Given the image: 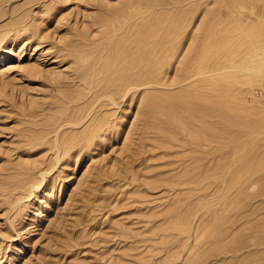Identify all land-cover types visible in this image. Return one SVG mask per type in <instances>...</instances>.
I'll return each instance as SVG.
<instances>
[{"label":"rangeland","instance_id":"rangeland-1","mask_svg":"<svg viewBox=\"0 0 264 264\" xmlns=\"http://www.w3.org/2000/svg\"><path fill=\"white\" fill-rule=\"evenodd\" d=\"M172 1L178 6L171 4L168 8L170 4L161 3L162 7L156 4L153 7L140 5L139 8V0H0V264H214L218 251L223 253L216 259L217 264H226L225 260L229 261L231 256L236 259L230 261H238L236 264H240V259L242 264H264V251L254 253L257 252L258 225L262 223L264 228V0ZM232 1L237 2L235 6ZM130 7L136 10L127 14L125 9ZM118 10L128 17L133 16L124 27L125 31L131 29V32L124 34V28L122 32H109L107 24L121 14ZM153 12L158 18L155 19ZM107 14L115 18L110 19ZM137 19L143 20V25ZM138 26L148 32L149 42H152L147 44L151 54L149 61L153 60L149 62V70L152 74L158 72L155 76L159 78L149 72L152 77L148 78H154L157 84L152 82L150 87L133 89L124 97L129 78L125 68L131 61L136 63L134 59H142L139 46L147 43L141 40V34H137L138 30L144 37ZM112 34L115 37H111ZM154 36L160 40L161 36L164 39L168 36L167 42H160ZM110 38L116 42L115 46ZM154 38L158 40L156 43ZM122 39L125 41L121 43L130 51L124 50L120 44ZM116 44L123 47L118 50ZM158 52L162 55L160 61ZM123 54H130L131 59ZM154 60L159 61V65ZM217 61L222 68L231 67L207 76L205 73L213 65L220 64ZM151 64L154 68L158 66V71L152 72ZM120 67L125 69L121 73L124 72L127 79L120 73ZM114 72L116 75H112ZM105 74L115 78L105 77ZM180 78H191L192 84L185 79L183 83ZM195 82L200 89L197 90ZM91 84H95L93 89L88 87ZM71 89L80 93L74 92V95ZM149 94L152 96H147ZM90 96L95 97L91 99ZM204 100L211 103V107L214 105L212 108L216 111L204 104ZM151 102L157 105L153 107ZM170 107L180 112H170L173 111ZM189 107L194 109L187 111ZM206 107L210 113H215L207 118L211 121L214 115L212 126L215 127L212 128L216 130L209 129V134L218 136L212 137L215 141L208 148L203 147L204 140L208 139V131L204 129L207 125L200 118L197 121L202 123L196 124L193 121L196 116L192 113V110L195 112L199 108L200 112ZM72 109L74 115L70 114ZM204 109L201 110L204 112ZM181 110L187 111L182 119L181 115H185ZM148 112L152 113L149 119L155 121L147 119ZM166 112L172 113L170 118L166 119ZM94 113L103 116L100 118ZM205 115L209 114L206 112ZM74 118L83 123L60 129L61 122L65 119L75 121ZM170 120L178 127L184 126L179 129L182 131L180 137L174 133L179 132L175 130L178 127L174 128ZM188 120L195 125L190 126ZM225 123L235 133L227 134ZM92 124H95L94 128ZM163 124H172L171 129ZM192 126H200L197 129L201 131V137L205 136L201 138L200 131L196 127L193 130ZM147 127L151 131H146ZM161 128L166 134L161 131L164 135L158 136ZM192 132H196L197 138ZM219 133L223 138L229 136L232 141L221 140ZM174 135L180 142L184 137L188 138L186 146ZM172 143H180V146ZM187 146L190 151L194 150L195 156L185 150L189 149ZM236 149L237 154H234ZM201 157H206L203 160L208 165L214 163L213 173L206 171L204 165L207 164L202 163ZM183 161L188 166L189 163L194 165L191 170L195 175L203 172L201 168L205 167L207 176L203 181L207 189L198 187L196 193L194 190L192 193L180 192L179 189L189 187L184 185L188 180L187 172L189 177L194 174L189 172L190 167L187 170ZM179 165L180 169L182 165L185 167L179 169L181 173H186L174 171ZM175 176L181 180L178 181L181 185ZM32 185L35 186L33 189ZM196 195L203 199L200 201ZM193 196L198 198L197 204L195 198L191 199ZM204 196H208L206 200ZM188 200H192V205ZM205 202L206 206H203ZM186 210L194 218L187 215ZM195 211H199V215ZM248 214L249 217H244ZM246 219L249 223L238 229ZM221 230L230 233L235 230L228 238L229 242L225 240L229 245L224 243L223 250L227 252L218 249L223 245L220 241L219 244L214 241L215 234ZM262 232L258 233L264 237ZM239 241H243L244 247ZM251 241L254 243L250 246ZM217 245L215 252L213 247ZM230 247L235 251L232 252ZM211 249V255L215 252L216 257L210 255ZM228 251L230 259L227 260L225 253ZM203 256L207 262L204 259L201 262ZM243 258L248 260L243 261ZM220 259H225L224 263Z\"/></svg>","mask_w":264,"mask_h":264},{"label":"bare ground","instance_id":"bare-ground-1","mask_svg":"<svg viewBox=\"0 0 264 264\" xmlns=\"http://www.w3.org/2000/svg\"><path fill=\"white\" fill-rule=\"evenodd\" d=\"M139 1H140V3H138V5H137V6H139V8H140V5H143V6H151V7H153V6H155L156 4H160V6H161L162 4H164V3L162 2V1H164V0H162L160 3H157V2H156V1H158V0H139ZM165 1H166V0H165ZM197 1H198V0H197ZM217 1H218V0H217ZM230 1H231V0H230ZM230 1H229V3H230ZM234 1H236V0H234ZM185 2H186V0H185ZM130 3H131V2H130ZM161 3H162V4H161ZM165 3H167V2H165ZM178 3H179V1H178ZM186 3H187V2H186ZM219 3H221V2H219ZM225 3H226V2H225ZM232 3L234 4L233 1H232ZM236 3H237V2H236ZM236 3H235V4H236ZM167 4H170V7H168V8H171V7H172L171 4H173V1L171 0V1L168 2ZM167 4H164V5H167ZM235 4H234V6H235ZM164 5H163V6H164ZM173 5H174V6H178V4H173ZM179 5H181V4L179 3ZM182 5L184 6V4H182ZM182 5H181V6H182ZM214 5H215V3H214ZM216 6H217V5H216ZM220 6H221V5H220ZM151 7H150V10H153V9H151ZM161 7H162V6H161ZM228 7H229V6H227V8H228ZM230 7H231V5H230ZM156 8H157V7H156ZM164 8H165V7H164ZM218 8H219V6H218ZM218 8H217V9H218ZM222 8H223V7H222ZM117 9H118V8H117ZM119 9H120V8H119ZM145 9H146V8H145ZM158 9H160V7H159ZM158 9H157V11H159ZM122 10H123V9H122ZM122 10H118V11H120L119 13H121V14L118 15L117 18H116L115 20H113L112 22H111V20H110V21L108 22V24L106 23V24L108 25V27H109V28H108V29L110 30V31L108 30L109 32L112 33V32H114V30H116V31H118V30L120 31L121 29L123 30V28L125 27V25H127V23H128L129 21H131V20H129V18L131 19V17H133V16L128 17V16H126V15H123L122 12H121ZM125 10H126L125 12H127V14H128V11H131V12L134 13L133 10H136V9H135V8L133 9V7H132V8L130 7V8H126ZM138 10H139V9H138ZM155 10H156V9H155ZM207 10H208V9H207ZM227 10H228V9H227ZM123 11H124V10H123ZM157 11H156V12H157ZM208 11H209V10H208ZM113 12H115V10H114ZM140 12H141V11H140ZM116 13H117V12H116ZM129 13H130V12H129ZM154 13H155V12H153V16L155 15V19L158 18V16H157L156 14H154ZM157 13H158V12H157ZM139 14H140V13H139ZM211 14H212V13H211ZM107 15H108V14H107ZM107 15H106V17H108L110 14H109L108 16H107ZM142 15H143V13H142ZM142 15H141V16H142ZM120 16H121V18H120ZM137 16H138V15H137ZM137 16H136V17H137ZM156 16H157V17H156ZM159 16H160V15H159ZM111 17H112V19L115 18V17L113 18V16H109L110 19H111ZM118 17H119V18H118ZM139 17H140V16H139ZM104 18H105V17H104ZM149 18H150V15H149ZM132 19H133V18H132ZM133 20L135 21V19H133ZM157 20L159 21L160 18L157 19ZM157 20H156V21H157ZM173 20H174V19H173ZM173 20H172L171 22H173ZM137 21H139V20L137 19ZM137 21H136V22H137ZM142 21H143V20H142ZM142 21H141V22L139 21V22H140V24L142 23V25H143V22H142ZM163 21H164V20H163ZM100 22H101V21H100ZM100 22H99V23H100ZM102 22H103V21H102ZM104 22H105V21H104ZM132 22H133V21H132ZM154 23H155V22H153V24H154ZM159 23H160V22H159ZM106 24H103V25H106ZM131 24H132V23H131ZM131 24H129L128 26H130ZM134 24H136V23H134ZM175 24H176V20H175ZM137 25H139V24H137ZM142 25H141V26H142ZM146 25H148V24L146 23ZM154 25H158V23H156V24H154ZM177 25H178V24H177ZM171 26H172V25H171ZM130 27L133 28L134 25H132V26H130ZM130 27H128V28H130ZM138 27H139V26H138ZM156 27H157V26H156ZM161 27H162V26H161ZM166 27H167V26H166ZM139 28H140V27H139ZM142 28H143V27H142ZM142 28H140L139 31H140ZM145 28H146V27H145ZM170 28H171V27H170ZM137 29H138V28H137ZM153 29H154V28H153ZM122 30H121V32H122ZM125 30H126V29L124 28V32H123L124 34H126V33H128V32H131V29H130V31H128V30L125 31ZM133 30H134V29H133ZM155 30H156V29H155ZM103 31H104V30H103ZM116 31H115V32H116ZM143 31H144V30L142 29V32H143ZM159 31H160V33L156 31L157 34H156V33H155V34L158 35V33H159L160 35H162L163 32L161 33V30H159ZM109 32H108V34H110ZM133 32H135V34H136V31H133ZM140 32H141V31H140ZM105 33H107V31H106ZM143 33H144V37H143V34H142V33H138V30H137V34H138V35H139V34L142 35V38L140 37L141 40L143 41V39H144L145 41H147V43L144 42L145 45H144L143 47H142L143 43L141 44V46H139L140 49H141V50L139 51V53H141L140 57H141L142 59H141V60H140V58H139V59H134V60H137L136 63H134V61H131V60H130L131 62L128 61V63L130 62L129 64L126 62V65L128 64V66L125 68L126 70H125L124 68L121 69L123 66L120 67V73H121V70H125V73H126L127 76L129 77V78L127 79L125 73L122 71L124 74H123V73H121V74L125 75L124 77H126V79L128 80V81H127L128 84H127V82H125V84H127V86H126V92L124 91L125 94L123 93V94H124V95H123L124 97H126V95H127L128 93H130V91H132L133 89L140 88V87H142V86L150 87L149 85H150L152 82H153L154 84H155V83L157 84V82H155L153 79L156 78L155 73L158 75V72H156V71L154 72L153 70H157V67H158V66H157V67L155 66L156 68H154V66H152V64H151V66H152V68H153V69L151 68V71L154 72V73H153V74H154V78H153L152 80L150 79V78L152 77V76H150L152 73H151L150 70H149V68H150V67H149V66H150L149 64L152 63L153 60H151L152 62L149 61V57H151V56H149V54H150V53H149V49H150V48L148 49V45H147V44L152 43V42H149V39H150V38H149L148 32H143ZM168 33H169V32H168ZM178 33H179V31H178L176 34H178ZM101 34H102V33H101ZM120 34H121V33H120ZM149 34H150V33H149ZM155 34H154V35H155ZM172 34H173V33H172ZM116 35H118V34L116 33L115 36H116ZM122 35H123V34H121V38H122ZM128 35H129V34H128ZM128 35H127V37H128ZM160 35H159V36H160ZM169 35H170V34H169ZM104 36H105V35H104ZM113 36H114V35L112 34L111 37H113ZM115 36H114V37H115ZM130 36H131V35H130ZM163 36H164V35H163ZM163 36H161V37H162L161 40H163V41L165 40V41L167 42L166 39H167L168 36L166 37V39H164ZM165 36H166V35H165ZM173 36H175V35H173ZM105 37H106V36H105ZM118 37H119V35H118ZM154 37L158 39V37H156V36H154ZM101 38H102V37H101ZM101 38H100V40H101ZM107 38H109V36L106 37V39H107ZM116 38H117V36H116ZM123 38H125V40H126V39H127V38H126V35L123 36ZM140 38H139V39H140ZM155 38H154V39H155ZM103 39H104V37H103ZM112 39H113V38H110V40H112ZM119 39H120V38H119ZM119 39H118V40H119ZM151 39H152V37H151ZM171 39H172V38H171ZM87 40H89V39H87ZM108 40H109V39H108ZM125 40L122 39V40L120 41V44H122V45L124 46V48H125V49H124V48H123V49H124L125 51H127L126 48H127L128 46L125 47L124 43H121L122 41H125ZM158 40H160V38H159ZM158 40L155 39V40H154V43H156ZM161 40H160V42H161ZM172 40H175L174 37H173ZM104 41H105V39H104ZM104 41L102 40V42H104ZM112 41L114 42V46H115V43H116V42H115L114 40H112ZM132 41H133V40H131V42H132ZM136 41H137V40H136ZM151 41H152V40H151ZM155 41H156V42H155ZM168 41L172 42L171 40H168ZM113 42H111V43H112V46H113ZM131 42H130V43H131ZM138 42H139V41H137V43H136V42H135V43L138 44ZM148 42H149V43H148ZM166 42H165V43H166ZM170 42H168V44H169ZM105 43H107V41H106ZM109 43H110V42H109ZM109 43H108V44H109ZM130 43H128L127 45H130ZM140 43H141V42H140ZM165 43H164V44H165ZM172 43H173V42H172ZM106 45H107V44H106ZM122 45H120L121 47H119L118 44H116V46H118V50H119V48H122V47H123ZM146 45H147V46H146ZM150 45H151V44H150ZM154 45H155V44H154ZM157 45H159V44L157 43ZM161 45H163V44L161 43ZM165 45H166V44H165ZM107 46H108V45H107ZM107 46H105V48H106ZM134 46H135V45H134ZM145 46H146V47H145ZM129 47H130V46H129ZM150 47H152V46H150ZM159 47H160V46H159ZM108 48H109V47H108ZM106 49H107V48H106ZM109 49L112 50V48H109ZM152 49H153V48H152ZM156 49L159 50L158 47H156ZM160 49L163 50V48H160ZM107 50H108V49H107ZM132 50H133V49H132ZM125 51H124V53H125ZM128 51H130V50H128ZM128 51H127V52H128ZM137 51H138V50H137ZM163 51H164V50H163ZM133 52L136 53L135 51H133ZM154 52H155V51H153V53H154ZM160 53H161V52H160ZM160 53H159V52L157 53V54H159V56L157 55V57H159V61L162 60V59L160 58V56L162 57V55H160ZM123 55H124V54H123ZM129 55H130V54H129ZM129 55H126V54H125L124 56H127V57L130 58ZM138 55H139V54H138ZM150 55H151V54H150ZM153 55L156 56L155 54H153ZM133 56H134V55H133ZM154 56H153V57H154ZM153 57H152V58H153ZM157 57H156V58H157ZM124 58H125V57H124ZM124 58H123V59H124ZM105 59H106V58H105ZM130 59H131V58H130ZM211 59H212V58H211ZM215 59H216V58H215ZM220 59H221V58H220ZM103 60H104V59H103ZM121 60H122V59H121ZM139 60H140V61H139ZM138 61H139V63H138ZM154 61H155V63H157V65H159V63H158L159 61H157V62H156V60H154ZM213 61H214V59H213ZM149 62H150V63H149ZM203 62H204V61H203ZM203 62H201V63L203 64ZM209 62H210V61H209ZM209 62H208V63H209ZM217 62H218V61H217ZM155 63H154V64H155ZM212 63H213V64H217V63H214V62H212ZM218 63H220V62H218ZM235 63H236V62H235ZM235 63L233 64L234 66H235ZM244 63H245V62H244ZM122 64H123V61H122ZM239 64H240V63H239ZM108 65H109V64H108ZM124 65H125V63H124ZM155 65H156V64H155ZM160 65H161V64H160ZM204 65H205V64H204ZM204 65H203V66H204ZM244 65H245V64H244ZM194 66H195V65H194ZM194 66H192L193 70L196 69V67H195V69H194ZM200 66H202V65H200ZM227 66H228V65H227ZM227 66L224 67V68H222L223 66L221 67V63H220V64H217L216 66L213 65L212 69H211V70L208 69L209 71L206 72L205 74L208 76V75H211V74H213V73H215V72H217V71H220V70L223 71V69H228V68L231 67V66H230V67H227ZM234 66H233V67H234ZM241 66H243V64H242ZM241 66H239V67H240V68H243V67H241ZM246 66H248V65H246ZM110 67H111V66H110ZM239 67H238V68H239ZM244 67H245V66H244ZM108 68H109V67H108ZM159 68H160V67H159ZM186 68L188 69L189 67H186ZM200 68H201V67H200ZM200 68H199V69H200ZM240 68H239V69H240ZM245 68H246V67H245ZM93 69H94V68H93ZM109 69H111V68H109ZM190 69H191V68H190ZM202 69H203V68H202ZM204 69H205V68H204ZM91 70H92V69H91ZM94 70H95V69H94ZM101 70H102V68H101ZM104 70H105V67H104ZM115 70H116V67H115ZM117 70H118V69H117ZM240 70H241V69H240ZM243 70H244V69H243ZM243 70H242V71H243ZM89 71H90V70H89ZM96 71H97V70H96ZM113 71H114V70H113ZM157 71H158V70H157ZM183 71H185V70L183 69ZM187 71H188V70H187ZM187 71H186V73H188ZM196 71H197V70H196ZM105 72H106V71H105ZM107 72H108L109 74H111L109 71H107ZM149 72H150L151 74H150ZM189 72H190V71H189ZM191 72H192V71H191ZM197 72H198V71H197ZM199 72H200V71H199ZM201 72H202V71H201ZM256 72L258 73L259 70H257ZM260 72H261V71H260ZM260 72H259V73H260ZM92 73H93V71H92ZM97 73H98V72H97ZM182 73H183V75H184V72H182ZM182 73H181V75H182ZM186 73H185V74H186ZM261 73H262V72H261ZM98 74H99V73H98ZM114 74L116 75L115 72L112 73V75H114ZM153 74H152V75H153ZM189 74H190V73H189ZM191 74H192V73H191ZM202 74H203V73H202ZM83 75H84V73H83ZM102 75H103V74H102ZM106 75H108V74H105V77H106ZM187 75H188V74H187ZM194 75H195V74H194ZM194 75H193V76H194ZM148 76H150V78H148ZM184 76H185V75H184ZM195 76H196V75H195ZM108 77H112V78H113V76H111V75H110V76L108 75ZM108 77H107V79H108ZM116 77H117V76H116ZM187 77H188V76H187ZM187 77H186V78H187ZM190 77H191V76H190ZM203 77H204V76H203ZM103 78H104V76H103ZM114 78H115V77H114ZM114 78H113V79H114ZM117 78H119V76H118ZM157 78H159V77H157ZM157 78H156V79H157ZM188 78H189V77H188ZM204 78H205V77H204ZM105 79H106V78H105ZM121 79H123V76H121ZM121 79H120V80H121ZM149 79H150V80H149ZM180 79H182V78H180ZM180 79H179V81H180ZM184 79H185V78H183L182 81H183ZM190 79H191V78H190ZM190 79H189V80H190ZM99 80H100V79H99ZM103 80H104V79H103ZM124 80H125V79H124ZM158 80H160V79H158ZM185 80H186V79H185ZM185 80L183 81V83L186 82L188 79H187L186 81H185ZM189 80H188V81H189ZM194 80H195V79H194ZM208 80L211 81L210 79H208ZM213 80H214V79H213ZM101 81H102V80H101ZM108 81H110V80H108ZM121 81H122V80H121ZM150 81H151V82H150ZM90 82H91V81H90ZM95 82H96V81H95ZM122 82H123V81H122ZM176 82H178V80H177ZM180 82H181V81H180ZM100 83H101V82H100ZM106 83H108V84H106V86H107V85L109 86V82H106ZM110 83L112 84V82H110ZM117 83H118V82H116L115 84H117ZM158 83H159V82H158ZM190 83H191V80H190ZM195 83H196V82H195ZM195 83H194V84H195ZM115 84H114V85H115ZM121 84H122V83H121ZM159 84H160V83H159ZM187 84H188V83H187ZM191 84H192V83H191ZM196 84L198 85V83H196ZM196 84H195V85H196ZM104 85H105V82H104ZM104 85H103V87H104ZM117 85H118V84H117ZM181 85H182V84H181ZM197 85H196V86H197ZM96 86H97V85H96ZM184 86H186V85H184ZM188 86H189V85H188ZM190 86H191V85H190ZM79 87H80V86H79ZM83 87H84V86H83ZM88 87H89L90 89H93V88L95 87V84H94L93 86H92V84H91V85H89ZM101 87H102V86H101ZM112 87H113V86H112ZM114 87H115V86H114ZM114 87H113V88H114ZM124 87H125V86L123 85V89H124ZM153 87H154V86H153ZM201 87H202V86H201ZM208 87H209V86H208ZM210 87H211V86H210ZM80 88H81V87H80ZM110 88H111V87H110ZM120 88H121V87H120ZM198 88H199V85L197 86V90H198ZM73 89H74V88H73ZM73 89H71L70 92H72ZM86 89H87V88H86ZM96 89H97V87H96ZM101 89H102V88H101ZM101 89L99 88V90H101ZM104 89H106V88L104 87ZM111 89H112V88H111ZM114 89H115V88H114ZM116 89H117V88H116ZM194 89H195V88H194ZM199 89H200V88H199ZM201 89H203V88H201ZM204 89H205V88H204ZM204 89H203V90H204ZM74 90H75V89H74ZM76 90H77V89H76ZM121 90H122V89H121ZM148 90H149V89H148ZM207 90H208V88H207ZM210 90H211V89H210ZM67 91H69V90H67ZM67 91H66V92H67ZM77 91H78V90H77ZM77 91H76V92H77ZM97 91H98V90H97ZM145 91H147V90H145ZM200 91H201V90H200ZM204 91H206V89H205ZM74 92H75V91H73L72 93L74 94ZM76 92H75V93H76ZM100 92H102V90H101ZM103 92H104V91H103ZM114 92H116V91H114ZM122 92H123V91H122ZM147 92H149V91H147ZM198 92H199V91H198ZM201 92H202V91H201ZM208 92L211 93V91H209V90H208ZM208 92H207V93H208ZM79 93H80V92H79ZM79 93L77 92L76 94H79ZM116 93H117V92H116ZM118 93H119V91H118ZM205 93H206V92H205ZM205 93L203 92V94H205ZM66 94H67V93H66ZM70 94H71V93H70ZM93 94H94V93H93ZM98 94H99V93H98ZM98 94H97V96H98ZM147 94H148V93H147ZM200 94H201V93H200ZM74 95H75V94H74ZM74 95H73V97H74ZM94 95H96V92H95ZM206 95H207V94H206ZM91 96H92V95H91ZM91 96H90V97H91ZM99 96H100V94H99ZM147 96H150V97H151L152 95L149 94V95H147ZM70 97H72V95H71ZM70 97H69V98H70ZM94 97H95V96H94ZM94 97H91V99L94 98ZM100 97H101V96H100ZM105 97H106V96H105ZM133 97L135 98V95H134ZM207 97H208V96H207ZM97 98H98V97H97ZM109 98H110V97H109ZM111 98H112V97H111ZM157 98H158V96H157L155 99H157ZM205 98H206V96H205ZM88 99H89V98H88ZM91 99H90V100H91ZM112 99H113V98H112ZM149 99H150V98H149ZM149 99H147V100H149ZM208 99L211 100L209 97H208ZM96 100H97V99H96ZM101 100H103V99L101 98ZM132 100H133V99H132ZM151 100H152V98H151ZM170 100H172V99H170ZM205 100H207V98H206ZM205 100L203 101L204 104L207 103V102H205ZM209 100H208V102H209ZM86 101H87V100H86ZM92 101L96 102L94 99H93ZM92 101H90V102L92 103ZM99 101H100V100H98V102H99ZM59 102H60V101H59ZM87 102H88V101H87ZM148 102H150V101H147V103H148ZM93 104H94V103H93ZM148 104H149V103H148ZM154 104L157 105V103H155V102L152 103V102H151V105H152V106H153ZM202 104H203V103H202ZM207 104H209V103H207ZM75 105H76V104H75ZM210 105H211V103L209 104V106H210ZM90 106H91V104H90ZM192 106H193V105H192ZM202 106H203V105H202ZM206 106H207V105H206ZM213 106H214V105H213ZM213 106H212V107H213ZM82 107H84V106H82ZM153 107H154V106H153ZM157 107H158V106H157ZM171 107L175 108V107L172 106V105H171ZM171 107H170V109H172ZM212 107L210 106L209 108L212 109V110H214L215 107H214V108H212ZM73 108H74V106H73ZM76 108H77V107H76ZM78 108L80 109V107H78ZM78 108H77V110H78ZM158 108H159V107H158ZM168 108H169V107H168ZM186 108H187V107H186ZM192 108L194 109V107H191V108L189 107V108L186 109V110L189 111V109H190V112H191V109H192ZM74 109H75V108H74ZM195 109H196V108H195ZM201 109H204V108H201ZM201 109H200V112L202 111ZM207 109H208V108L206 107V109H204L205 111H204V112L202 111V112L204 113V115H205L206 112H207V114H209L208 116L205 115L206 119H205L204 115H202L203 113L198 112V111H199V108H197V111H195V112L192 110V113L196 116V119H194L195 117H194V118L192 117L193 115H191V118L194 119V120H193L194 122L196 121V124H197L198 121H199V123H202V122H200L199 119H198V121H197V118H200L201 121H203V123H205V124L208 126V128H207V126H205V124H202V126H201V124H199V125H200L201 127L205 126L206 128H204V129H206V131H208L209 129H210V131H211L212 129H214V128H212V127H215V126H212V125H214V120H212V117H213L214 115L211 117V121H210V119H208L210 122L207 120V118H208L209 116H211L212 113L215 112L216 110H214L213 112H212V110H211L212 113H210V110H207ZM60 110H61V109H60ZM83 110H84V109H83ZM83 110H82V111H83ZM98 110H99V109H98ZM98 110H97L96 113H98ZM150 110L152 111V109H150ZM160 110H162V108H161ZM172 110H173V109H172ZM174 110L177 111L176 109H174ZM174 110H173V111H170V112H175ZM179 110H180V109H179ZM206 110H207V111H206ZM82 111H81V112H82ZM151 111H149V112H151ZM166 111H167V108H166ZM187 111H185V112H187ZM208 111H209V112H208ZM71 112H72V113H71ZM71 112H70V114H73V113H74V112H73V109H72ZM88 112H89V111H88ZM149 112H148V114H147V119H149V117L151 118V115H152V113H151V115H150ZM152 112H153V111H152ZM162 112H163V111H162ZM167 112H169V111H167ZM167 112H166V113H167ZM177 112H180V111H177ZM181 112H182V114L185 113V112H183L182 110H181ZM197 112L200 113L204 118L201 117V115L199 116V115L197 114ZM217 112H218V111H217ZM89 113H90V112H89ZM76 114H77V113H76ZM94 114H95V113H94ZM153 114H154V113H153ZM171 114H172V113H171ZM171 114H168V113H167V114H166L167 116L165 115V116H166V119H167V117L170 118V117H171V116H170ZM173 114L175 115V113H173ZM185 114H186V113H185ZM185 114H184V115H185ZM189 114H190V113H189ZM210 114H211V115H210ZM213 114H215V113H213ZM216 114H217V117H218V113H216ZM226 114H227V113H226ZM73 115H74V114H73ZM77 115H78V114H77ZM95 115H97V116L100 117V118L103 116V115H102V116H99V115H101V114H99V115H98V114H95ZM95 115H94V117H95ZM105 115H107V114H105ZM148 115H149V116H148ZM157 115H158V114H157ZM168 115H169V116H168ZM174 115H173V116H174ZM176 115L178 116V115H180V114H177V113H176ZM228 115H229V114H228ZM230 115H231V114H230ZM55 116H57V114H55ZM97 116H96V117H97ZM189 116H190V115H188V117H189ZM223 116L225 117V114H224ZM59 117H60V116H59ZM73 117H75V116H73ZM84 117H85V116H84ZM96 117H95V118H96ZM182 117H186V115H185V116H182V115H181V119H182ZM217 117H214V118H217ZM82 118H83V117H82ZM100 118H99V119H100ZM103 118H104V117H103ZM105 118H106V117H105ZM152 118H153V117H152ZM161 118H162V117H161ZM189 118H190V117H189ZM219 118L221 119L220 115H219ZM226 118H227V117H226ZM57 119H58V118H57ZM156 119H157V118H156ZM166 119H165V120H166ZM177 119H178V118H177ZM217 119H218V118H217ZM217 119H215V120H217ZM49 120H50V119H49ZM65 120H67V119H65ZM65 120H64L63 122H61V124L59 125L60 129L63 128V127H65L66 125H70V124H77V125H78V124H80V123H83V121H79V120H78L79 122L76 121L75 118H74L75 121H72V120H69V121L67 120V121H65ZM81 120H82V119H81ZM92 120H93L92 122H94V119H92ZM95 120H96V119H95ZM149 120L151 121V120H153V119H149ZM149 120H148V121H149ZM168 120H169V119H168ZM186 120H187V119H186ZM186 120H185V121H186ZM190 120H191V119H190ZM190 120H188V121L190 122ZM225 120H226V119H225ZM243 120H244V119H243ZM54 121H55V120H54ZM56 121H57V120H56ZM97 121H98V120H97ZM99 121H100V120H99ZM148 121H147V122H148ZM150 121H149V122H150ZM153 121H155V120H153ZM173 121H175V120H173ZM182 121H183V120H182ZM191 121H192V120H191ZM217 121H218V120H217ZM221 121H222V120H221ZM227 121H228V119H227ZM244 121H245V120H244ZM95 122H96V121H95ZM102 122H103V120H102ZM149 122H148V123H149ZM169 122L171 123L172 120H170ZM169 122H167V123H169ZM183 122H184V121H183ZM194 122H190L189 125H190V126H191V125H195ZM211 122H212V123H211ZM215 122H216V121H215ZM224 122H225V121H224ZM241 122H242V121L240 120L239 123H241ZM172 123H173V126H174V125H175L174 122H172ZM176 123H177V122H176ZM186 123H187V122H186ZM191 123H192V124H191ZM230 123L232 124V122H230ZM97 124H99V123H97ZM149 124L152 125L151 122H150ZM149 124H148V125H149ZM178 124H180L179 121H178ZM187 124H188V123H187ZM208 124H209V125H208ZM217 124H218V123H217ZM217 124H216V125H217ZM221 124H222V122H221ZM225 124H226V123H225ZM80 125H81V124H80ZM93 125L95 126V124H92V126H93ZM100 125H102V123H100ZM103 125H104V124H103ZM103 125H102V126H103ZM146 125H147V124H146ZM150 125H149V126H150ZM164 125H165V124H163L162 126L164 127ZM167 125H169V124H166L165 126H167ZM185 125H186V124H185ZM226 125H228V124H226ZM226 125H225L224 127H225V128L228 127V132L225 131L227 134H228V133L230 134V132L232 133V131L234 132V130H231V129L229 130V125H228V126H226ZM237 125H239V124H237ZM241 125H242V124H240V126H241ZM243 125H244V124H243ZM94 126H93V128H94ZM171 126H172V124H171ZM171 126L169 125V127H170L169 129H171ZM182 126H183V125H182ZM182 126L180 125V126H179L180 128H179L178 126L175 125L174 128L178 127V129H175V130H178L179 132H174V133H176V134L178 133V135H179V134H180V131H181V130H179V129H181ZM190 126H189V127H190ZM196 126H197V125H196ZM196 126H195V127H196ZM200 126L196 127V130H197V131H200V130L197 129V128H200ZM240 126H239V127H240ZM245 126H246V123H245L244 127H245ZM90 127H91V125H90ZM145 127H146V126H145ZM159 127H160V126H159ZM163 127H162V128H163ZM193 127H194V126H192V129H193ZM195 127H194V128H195ZM210 127H211V128H210ZM216 127H217V126H216ZM219 127H220V124H219ZM224 127H223V128H224ZM84 128H85V127H84ZM147 128H148V127H147ZM147 128H145L146 131H147V130H150V128H148V129H147ZM162 128H161V129H162ZM172 128H173V127H172ZM174 128H173V129H174ZM185 128H186V127H185ZM221 128H222V126H221ZM91 129H92V128H91ZM96 129H97V128H96ZM151 129H152V128H151ZM164 129H167V128L165 127ZM169 129H168V131H169ZM182 129H184V126H183ZM202 129H203V128H202ZM202 129H201V130H202ZM235 129H236V128H235ZM152 130H153V129H152ZM159 130H160V129H158L157 131H159ZM193 130H194V129H193ZM215 130H216V129H214V131H215ZM221 130H222V129H221ZM223 130H224V129H223ZM225 130H226V129H225ZM89 131H90V130H89ZM89 131H87V132H89ZM91 131H92V130H91ZM93 131H94V129H93ZM93 131H92V132H93ZM150 131H151V130H150ZM161 131H163V129L159 131V134H160V135H158V136H163L164 134H166V132L163 131L164 134L161 135V133H162ZM170 131H171V130H170ZM173 131H174V130H173ZM184 131H186V130H184ZM191 131H192V130H191ZM197 131H196V132H197ZM202 131H205V130H202ZM235 131H236V130H235ZM77 132H78V131H77ZM92 132H91V133H92ZM95 132H96V131H95ZM181 132H182V131H181ZM196 132H192V133L194 134V133H196ZM237 132H238V131H237ZM237 132H236V133H237ZM91 133H90V135H91ZM148 133H149V132H147L146 134H148ZM157 133H158V132H157ZM184 133H185V132H184ZM204 133H206V132H204ZM221 133H222V131H221ZM234 133H235V132H234ZM239 133H240V135H241V132H239ZM239 133H237V134H239ZM69 134H70V133H69ZM86 134H87V133H86ZM198 134H200V137H201V131H200ZM208 134H209V131H208ZM208 134H206V135H207L206 138H208V139H207L208 141L205 139L204 141H206V142H204V141H203L204 143L202 142V143H203V147H204V146H206V147H207V146H210V147H211L212 142L215 141L214 139L218 137V136L215 135V134H214V135L217 136V137H213L214 135H213V136L210 135L211 133H210L209 135H208ZM222 134H223V133H222ZM232 134H233V133H232ZM237 134H234V136L237 135ZM88 135H89V134H88ZM92 135H93V133H92ZM172 135H173V134H172ZM185 135H186V133H185ZM194 135H195V134H194ZM219 135H220V137H221V138H220L221 140L225 139V140H226V143L229 142V140H230V139H229V136H228V137H225V136H227V135L224 134V135H225V136H224L225 138H223V136H221L220 133H219ZM230 135H231V134H230ZM67 136H68V134H67ZM174 136H176V135H174ZM181 136H183V134H182ZM197 136H198V135H195L196 138H197ZM203 136H205V134H204ZM203 136H202V137H203ZM237 136H239V135H237ZM164 137H166V135H165ZM179 137H180V135H179ZM202 137H201V138H202ZM212 137H213L214 139H213ZM232 137H233V136H232ZM235 137H236V136H235ZM235 137H234V138H235ZM240 137H243V135L240 136ZM65 138H66V137H65ZM166 138H167V137H166ZM174 138H175V137H174ZM176 138L178 139V136H176ZM182 138H183V137H181V139H182ZM204 138H205V137H204ZM222 138H223V139H222ZM230 138H231V137H230ZM237 138L239 139V137H237ZM237 138H235V139H237ZM160 139H164V138L161 137ZM167 139H168V138H167ZM187 139H188V138H187ZM187 139H185V137H184V138H183V140H184L183 142L185 143ZM198 139H199V138H198ZM198 139H197L196 141H198ZM212 139H213V140H212ZM228 139H229V140H228ZM168 140H169V139H168ZM174 140H175V139H174ZM178 140H179V139H178ZM199 140H201V139H199ZM227 140H228V141H227ZM87 141H88V140H87ZM163 141H164V140H163ZM166 141H167V140H166ZM166 141H165V142H166ZM169 141L171 142V139H170ZM172 141H173V140H172ZM230 141H232V139H231ZM240 141H241V139H240ZM240 141L238 140V141H237V144H239ZM173 142H174V141H173ZM176 142H177V141H176ZM176 142H175V143H176ZM179 142H180V140H179ZM181 142H182V141H181ZM181 142H180V143H181ZM183 142H182V145H183ZM189 142H190V141H189ZM198 142H200V141H198ZM221 142H222V141H221ZM224 142H225V141H224ZM233 142H234V141H233ZM175 143H174V144H175ZM180 143H177V145L175 144L176 147L180 146V145H179ZM218 143H219V142H218ZM230 143H231V142H230ZM174 144L172 143V145H174ZM190 144H191V143H190ZM197 144H198V143H197ZM197 144H196V145H197ZM56 145H57V144H56ZM164 145H165V144H164ZM182 145H181V146H182ZM199 145H202V144L199 143ZM199 145H198V146H199ZM225 145H229V144H225ZM240 145H242V144H240ZM185 146H186V143H185ZM229 146H230V145H229ZM162 147H163V146H162ZM164 147H165V146H164ZM182 147H183V146H182ZM187 148H189V147L187 146ZM207 148H208V147H207ZM207 148H206V149H207ZM174 149H175V148H174ZM197 149H199V148H197ZM206 149H205V150H206ZM237 149H238V148H237ZM237 149L234 150V152H233L234 154H237V153H235V152H237ZM181 150H182V149H181ZM185 150H186V151L189 150L188 152H191V153H193V155H194V150H193V151H192V150L190 151V148H189V149H185ZM185 150H182V151H185ZM178 151H179V150H178ZM186 151H185V152H186ZM179 152H180V151H179ZM181 153H182V152H181ZM209 153H210V151H209ZM189 154H190V153H189ZM195 154L197 155L198 153H195ZM190 155H191V154H190ZM190 155H189V156H190ZM206 155H207V154H206ZM189 156H188V159H189ZM194 156H195V155H194ZM192 157H193V156H192ZM196 157H197V156H196ZM194 158H195V157H194ZM198 158H200V157L198 156ZM201 158H202V160H201L202 163H204L203 158H206V157H201ZM179 159H180V158H179ZM188 159H187V160H188ZM191 159H192V158H190L189 160L191 161ZM182 160H183V159H182ZM193 160H194V159H193ZM197 160H198V159L195 158L196 163H199V162H197ZM209 160H210V159H209ZM211 160H213V157L211 158ZM176 161L178 162V160H176ZM185 161H186V160H185ZM213 161H214V160H213ZM213 161H212V162H213ZM183 162H184V161H183ZM172 163H176V162L173 161ZM184 163H185V162H184ZM202 163H200V164H202ZM186 164H187V162L185 163V165H186ZM204 164H207V166H208V168H207V166L204 165V166L206 167V169H207V170H206L207 172L214 170V165H213L214 163H212L211 165H208V163H204ZM209 164H210V163H209ZM198 165H199V164H198ZM212 165H213V166H212ZM196 166H197V165H196ZM202 166H203V165H202ZM209 166H211L212 168L209 167ZM230 166H231V165H229L228 167H230ZM178 167H179V168L174 169V171H175V170H176V171H179V172H180L179 174H184V173H186V172L181 173L182 171H180V170L183 169V167H184L183 165H182V169H180V165H179ZM186 167H187V170H188V167H190V168H189V169H190L189 172H191V171H192L191 168H193L194 165H193V166H192V165L190 166V163H189V166L186 165ZM198 167H199V166H198ZM205 167H204V168H201V167H200L201 170H203V172H201L199 175H195V172H194V171H192V172H194V174L191 172L193 175H191L190 177H189V175H188V174H189L188 172H187V175H188V176L185 174L186 177L188 178V180L185 181V182L183 181V182H184V185H187V186H189V187L187 188V187L185 186L186 189H183V188L179 189V190H181V191H180L181 193H183L182 191H184V192H187V191H188V193H189V192L192 193L193 190H194V192H195V190H196L198 187L201 188V189H202V188H206V187L208 188V186H206V184H204V181H203L204 177L207 176V175L205 174L206 171H204V170H205ZM184 168H185V167H184ZM194 168H195V167H194ZM177 169H178V170H177ZM179 169H180V170H179ZM211 169H212V170H211ZM187 170H186V171H187ZM184 171H185V170H184ZM195 171H196V170H195ZM196 173H197V171H196ZM212 173H213V171H212ZM197 174H198V173H197ZM204 174H205V175H204ZM208 174H209V173H208ZM210 174H211V173H210ZM172 175H175V174H172ZM176 176H177V174H176ZM176 176H175V177H176ZM192 176H193V177H192ZM210 176H212V175H210ZM177 177H178V178L180 177V179H181V176H177ZM177 177H176L177 182H178V181H181V180H178ZM191 177H192V178H191ZM170 178H171V177H170ZM182 178H183V177H182ZM209 178H210V177H209ZM172 179L174 180L173 176H172ZM172 179H171V180H172ZM184 179H185V178H184ZM184 179H183V180H184ZM176 180H175V181H176ZM208 180H210V179H208ZM183 182H182V184H183ZM211 182H212V181H211ZM211 182H208V183L211 184ZM178 183H180V182H178ZM208 183H207V185H209ZM180 185H181V183H180ZM205 186H206V187H205ZM33 187H35V186L32 185V189H33ZM36 187H37V186H36ZM169 187H171V186H169ZM174 188H175V187H174ZM207 188H206V189H207ZM173 190H174V189H173ZM177 190H178V189H177ZM185 190H187V191H185ZM174 191H175V190H174ZM191 191H192V192H191ZM175 192H176V191H175ZM196 192H197V191H196ZM196 192H195V193H196ZM195 193H194V194H195ZM176 194H178V193L176 192ZM190 195H191V194H190ZM194 196H195V195H194ZM194 196L191 197V199L195 198ZM196 196H197V195H196ZM198 196H199V200L201 201V200L203 199V197L200 196V195H198ZM198 196H197V197H198ZM204 197H205V196H204ZM206 197H208V196H206ZM206 197L204 198L205 200H206ZM188 198H190V197H188ZM188 198H187V199H188ZM200 198H202V199H200ZM207 199H208V198H207ZM209 199H210V198H209ZM209 199H208V200H209ZM182 200H183V199H181V201H182ZM184 200H185V199H184ZM208 200H207V202H208ZM188 201H189V200H188ZM194 201H195V203H196V202H199V201H198V198H197V199L195 198ZM189 202H190L191 205H192V200H190ZM196 204H197V203H196ZM207 204H208V203H207ZM193 205H194V202H193ZM195 206H196V205H195ZM203 206H206V202H205V204H204ZM191 208H192V207H191ZM193 209H194V208H192V210H193ZM188 210H189V209H188ZM197 210H198V208H197ZM199 210H200V209H199ZM190 211H191V210H190ZM187 212H189V211L186 210L185 213L187 214ZM196 212H197L198 215H199L200 212H199V211H195V214H196ZM185 213L183 214L184 216H187V215L190 216L189 213H188L187 215H185ZM190 213H191V212H190ZM254 213H255V210H254ZM191 214H193V213H191ZM249 216H250V215L248 214V215H246V216H244V217H249ZM190 217H191V216H190ZM190 217H189V219L194 218V216L191 217V218H190ZM195 217H196V216H195ZM189 219H187V220H189ZM198 219H200V218L198 217ZM198 219H197V221H198ZM192 221H193V220H192ZM197 221H196V222H197ZM190 222H191V221H190ZM193 223H194V222H193ZM246 223L248 224V223H249V220L246 219V221H243L241 224H239L238 229L240 228V230H241L242 225H243V224H244V225H247ZM197 224H198V223H197ZM199 224H200V223H199ZM244 225H243V226H244ZM199 226H200V225H199ZM258 226H260V228H258V229L261 230V231L259 230L258 232L261 234L262 230L264 229V228H263V224L261 223V224H259ZM258 226H257V227H258ZM236 228H237V227H236ZM234 229H235V228H234ZM243 229H245V228H243ZM254 229H256V227H255ZM258 229H257V230H258ZM184 230H185V229H184ZM231 230H233V229H231ZM181 231H182V230H181ZM185 231H186V230H185ZM187 231H188V230H187ZM189 231H190V230H189ZM195 231H196V234H197V230H195ZM195 231H194V235H195ZM198 231H199V230H198ZM234 231H235V230H234ZM234 231H232V232L230 233L229 230H226V231L221 230V231H219V232H217V233L215 234V236H217V238L214 237V241H217V242H216L217 244H219V241H220V244H221V243L223 244V245H222V248H221V245H219L220 248H221V249L218 248L219 250H223V247L225 248V244H226L225 240L228 239V238H230V236L232 235V233H233ZM237 231H238V230H236V232H237ZM255 231H256V230H255ZM190 232H192V228H191V231H190ZM236 232H235V233H236ZM256 232H257V231H256ZM258 232H257V233H258ZM254 233H255V232H254ZM257 233H256V239H257V236H259V237H258L257 244H256V248H257L256 251H257V252H254V253H259V254H260V253H263V251H264V237L260 236V234H259V233L257 234ZM262 233H263V232H262ZM192 234H193V233H192ZM263 234H264V233H263ZM263 234H262V235H263ZM194 235H193V237H194ZM195 237H197V235H196ZM212 237H213V236H212ZM240 238L243 239V237H240ZM243 240H244V239H243ZM250 240H251V239H250ZM214 241H213L212 243H215ZM222 241H223V242H222ZM226 241H227V240H226ZM228 242H229V239H228ZM241 242H242V244H243V246L241 245V247H244V245H245L244 243H245L246 241L244 240V243H243V241H241ZM241 242L239 241L240 244H241ZM249 242H250V241H249ZM255 242H256V241H255ZM224 243H225V244H224ZM246 243H247V242H246ZM253 243H254V242H253ZM253 243H252V241H251L250 246H251V244H253ZM213 245H214V244H212V246H213ZM226 245H229V243L226 244ZM230 245H232V244H230ZM237 245H238V244H237ZM234 246H235V245H233V247H234ZM239 246H240V245H239ZM248 246H249V245H248ZM217 247H218V245H217L216 247H213V249H214V248L217 249ZM226 247H228V246H226ZM233 247H232V248H233ZM230 248H231V247H230ZM232 248H231V251H232ZM256 248H254V249H256ZM216 249L213 250V251L217 252L218 249H217V250H216ZM233 249H234V248H233ZM244 250H245V249H244ZM211 251H212V249H211ZM213 251L210 252V255L213 253ZM223 251H226V250H223ZM229 251H230V250H229ZM229 251H228V253H225L226 255L224 254L225 257H226V259H227V258L230 259V255H229L230 252H229ZM234 251H235V250H234ZM234 251H232V252H234ZM236 251H237V248H236ZM239 251H240V250H239ZM250 251H251V250H250ZM253 251H255V250H253ZM253 251H251V252L253 253ZM215 252H214V255H211V256H215V257H216V255H217V258H218V256H220V254L223 253V252H220V253H219V251H218V253L215 255ZM226 252H227V251H226ZM237 252H238V251H237ZM243 252H244V251H243ZM243 252H241V253H243ZM251 252H250L249 254H251ZM235 253H236V252H235ZM245 253H247V252H245ZM218 254H219V255H218ZM208 256H209V253H208L207 257H206L207 259H208ZM242 256H244V255H241V257H242ZM201 257H202V256H201ZM204 257H205V256H203V258L201 259L202 261L200 260L201 262H203V259H204V261H206ZM222 257H223V256H222ZM225 257H223V258H225ZM231 257H232V259H236V258H233L234 256H231ZM217 258H214V259H215V263H214V264H217V263H216V262H217V261H216ZM238 258H239V257H238ZM238 258H237V260H239ZM247 258H248V257H247ZM247 258H243V261H245V259H246V260L249 259V258H248V259H247ZM263 258H264V257H263ZM209 259H211V257H209ZM232 259H230V260H232ZM217 260H218V259H217ZM220 260H221V259H220ZM224 260H225V259H223V260H221V261L223 262ZM227 260H228V259H227ZM230 260H229V261H230ZM237 260H236V261H237ZM262 260H263V259H262ZM221 261H220V262H221ZM229 261H227V262L229 263ZM260 261H261V260H260ZM206 262H207V261H206ZM227 262H226V260H225V263H226V264H228ZM230 262H231V263L233 262L232 264H236L238 261H237L236 263H235V261H230ZM239 262H240V264L243 263V262L241 263V259L239 260ZM208 263H209V262H208ZM223 263H224V262H223ZM231 263H229V264H231ZM249 263H250V262H249ZM251 263H252V262H251ZM212 264H213V263H212ZM244 264H245V263H244Z\"/></svg>","mask_w":264,"mask_h":264}]
</instances>
